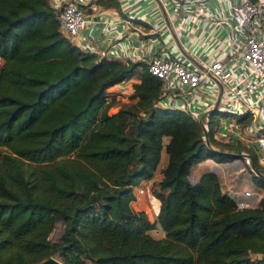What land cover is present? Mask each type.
I'll return each instance as SVG.
<instances>
[{
    "label": "trees",
    "instance_id": "obj_1",
    "mask_svg": "<svg viewBox=\"0 0 264 264\" xmlns=\"http://www.w3.org/2000/svg\"><path fill=\"white\" fill-rule=\"evenodd\" d=\"M0 60V264L53 254L63 264H264V195L237 209L213 171L191 178L205 159L240 156L210 133L205 143L188 114L154 105L160 81L145 63L82 52L49 0H0ZM133 75L131 100L109 113L106 90ZM162 137L150 222L131 207L132 188L153 175ZM155 224L161 237L148 233Z\"/></svg>",
    "mask_w": 264,
    "mask_h": 264
},
{
    "label": "built area",
    "instance_id": "obj_2",
    "mask_svg": "<svg viewBox=\"0 0 264 264\" xmlns=\"http://www.w3.org/2000/svg\"><path fill=\"white\" fill-rule=\"evenodd\" d=\"M49 1L57 11L61 35L85 53L94 51L90 44L102 34L82 38L81 33L91 21L90 11L98 7L95 0ZM144 2L145 15L125 13L113 23L133 35L138 45L112 43L100 55L141 60L160 81L154 105L191 116L207 144L210 133L223 144L238 141L259 152L257 164L264 167V0ZM240 155L245 170L252 171L249 155ZM134 188L135 199L143 189ZM241 193L243 199L234 200L237 209L256 206L264 195L245 189Z\"/></svg>",
    "mask_w": 264,
    "mask_h": 264
},
{
    "label": "crops",
    "instance_id": "obj_3",
    "mask_svg": "<svg viewBox=\"0 0 264 264\" xmlns=\"http://www.w3.org/2000/svg\"><path fill=\"white\" fill-rule=\"evenodd\" d=\"M118 2H119V9H120L119 11L115 9H103L99 6L96 9L91 10L89 14V18L91 21L88 24L87 28L81 33L82 38L91 36L92 34H94V36L98 35V37H100V35L102 34L100 39L98 41L96 40L97 42L93 41L90 44V46L98 54L107 51L108 47L112 43H116V42H119L125 48L127 47L129 48V46L133 47V46L138 45V41L135 39L133 35H130L129 33L124 32V31L121 32L120 31L121 28L119 26L113 25V23L115 22V19H116L115 17L123 16V14L125 13L133 15L135 17H142L143 15H145L146 3L144 2V0H118ZM106 22H109V23L106 24ZM135 23L139 25L141 28L144 27L143 24H141V22L136 21ZM81 43H84V42H81ZM136 61L141 62V60L139 59H137ZM119 85H121V83H117L111 86L109 90L115 91L117 90V87H119ZM127 92L129 94L131 92V89H128ZM166 141H167V137H165L164 142L162 141V146L159 152V160L157 162V166L155 168L153 175L149 179H143L139 181V183L137 184L138 186L143 185L144 181H146L147 184L154 181L153 182L154 185L152 186V188L155 187V183L160 178V169L164 166L166 162V155H163V152H162L164 151L163 145L166 143ZM227 152L236 153L240 157L231 159L229 161H223V162H215L210 159L212 161L210 166L207 165V160L209 159H205L197 163L194 166L197 168L195 169L193 168L191 170V171H194V174L193 175L191 174V178L193 180H197L200 174L202 173V171H204V169H206L205 171L211 170L217 175L218 180H221V184L223 185V187L221 186L220 188L222 191L226 192L230 196L231 194L234 195V198L231 196L234 200L243 199V196L241 193L242 190H237L236 192V191H232V188H233V184L237 180L240 179L239 177L240 175H242L244 171L243 167L244 169H247L245 167V162L244 160H241L242 156L240 155V150L234 151V149H231V150H228ZM259 174L264 176L263 172H259ZM134 187L135 186H133L132 188L133 192H135ZM245 190H248V189H245ZM253 193L261 195L264 193V190H262L261 192L255 191ZM137 197L138 199L136 201L131 202V206L135 210H143L144 212L146 211L145 214H147V219L150 222H153L155 220V216H156L157 208H158L157 200L151 195V193H149V191H147V193L144 192V194L142 193L141 195H138ZM251 198L249 200L251 201V203H253L254 201H252ZM149 199L152 200L151 203H149ZM150 207L152 208L151 210H150ZM147 211L149 212L147 213ZM149 214L151 215L149 216ZM155 229L159 234L158 237H161L162 231L157 224H155Z\"/></svg>",
    "mask_w": 264,
    "mask_h": 264
},
{
    "label": "rangeland",
    "instance_id": "obj_4",
    "mask_svg": "<svg viewBox=\"0 0 264 264\" xmlns=\"http://www.w3.org/2000/svg\"><path fill=\"white\" fill-rule=\"evenodd\" d=\"M100 7V6H99ZM101 8H103V7H101ZM103 9H105V8H103ZM83 52V51H82ZM89 53H95V54H97V55H99V56H101L100 54H98V53H96L95 51H92V52H89ZM0 62H1V60H0ZM138 81V79H137V75H133V76H131L128 80H126V81H122V82H119V83H121V85H119V87H117V90H109V88L106 90L107 92H106V94H108V96L107 97H109V99L110 98H113L112 100H113V104H112V106L111 107H109V109H108V112L109 113H112V112H114L116 109H117V107L119 106V105H121V104H127V103H129V101L131 100V99H129V95H130V93L132 92V84H133V82H137ZM124 89V90H123ZM125 89H126V91H125ZM128 89H131V92L128 94ZM124 91H125V93H124ZM227 119H229V117H226ZM162 140L161 141H163L164 142V139H165V137H162L161 138ZM216 143H218L217 145H214V146H216V147H219L220 149H225V150H231V149H234V151H243V152H245L246 154H254L255 155V157H258L260 154H259V152H254L253 150H251L250 148H248V147H246V146H244L243 144H241L240 142H238V141H236V142H234V143H228V144H231V145H227V144H223V143H221V142H216ZM163 152V155H165L164 154V151H162ZM3 153V151H2V148H0V155ZM236 154V153H235ZM242 159V158H241ZM242 160H244V159H242ZM213 161V160H212ZM212 161L209 159V160H207V165L208 166H210V164L212 163ZM206 165V164H205ZM206 165V166H207ZM157 166V165H156ZM195 166V165H194ZM192 167V169L194 168H197V167ZM203 166V165H202ZM257 169L259 170V172H263L264 173V167L263 166H259L258 164H257ZM156 168V167H155ZM207 168V167H206ZM205 170L206 169H204V171H202V172H205ZM154 171H155V169H154ZM154 173V172H153ZM191 174L193 175L194 174V171H191ZM218 178V177H217ZM240 178V179H239ZM238 179L239 180H237L234 184H233V188H232V191H236L237 192V190H243V189H248L249 191H253V192H261L262 190H263V188H262V186L255 180V178H254V176H253V174H252V171H250V170H247V171H245V172H243L242 173V175H240V177H239ZM218 181H220L219 183H220V187L222 186L223 187V185L221 184V180H218ZM154 182V181H153ZM153 182H150L149 184H147V182L146 181H144L143 183L144 184H146V185H141V187H142V189H143V191L141 192V193H138L137 194V196L138 195H141L142 193L144 194V192H146L147 193V191H149V193H151V189H152V186L154 185V183ZM138 185H135V187H137ZM147 195V194H146ZM136 196V198L133 200V201H136L137 199H138V197ZM230 196V195H229ZM231 196L234 198V195H232L231 194ZM230 196V197H231ZM149 197V196H148ZM231 197V198H232ZM232 198V199H233ZM234 200V199H233ZM132 201V202H133ZM151 201L152 200H150L149 199V203H151ZM148 203V204H149ZM150 205V204H149ZM132 207V206H131ZM133 208V207H132ZM152 208L150 207V210H151ZM135 210V209H134ZM139 211H143V210H139ZM144 212V211H143ZM146 212V211H145ZM144 212V213H145ZM149 211H147V213H148ZM146 215V217H147V214H145ZM151 214H149V216H150ZM60 231H61V225H60V222H57V223H55V225H54V227H53V229L51 230V232L49 233V239L50 240H56V238L58 237V235H59V233H60ZM148 233L152 236V237H154V238H158V232L156 231V229H155V227L154 228H152V229H150L149 231H148ZM52 257H54V258H56V259H58L59 260V258H58V256L56 255V254H53V255H51ZM60 261V260H59Z\"/></svg>",
    "mask_w": 264,
    "mask_h": 264
},
{
    "label": "water",
    "instance_id": "obj_5",
    "mask_svg": "<svg viewBox=\"0 0 264 264\" xmlns=\"http://www.w3.org/2000/svg\"><path fill=\"white\" fill-rule=\"evenodd\" d=\"M138 172V168L135 170V173ZM35 264H63L61 261H59L58 259L49 256L45 259H42L41 261L35 263Z\"/></svg>",
    "mask_w": 264,
    "mask_h": 264
}]
</instances>
